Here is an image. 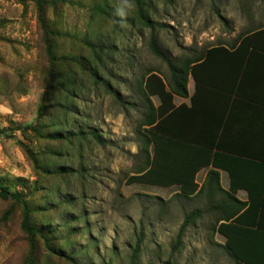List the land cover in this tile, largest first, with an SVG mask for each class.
<instances>
[{"label":"rangeland","instance_id":"obj_1","mask_svg":"<svg viewBox=\"0 0 264 264\" xmlns=\"http://www.w3.org/2000/svg\"><path fill=\"white\" fill-rule=\"evenodd\" d=\"M259 28L264 0H0V184L21 196L0 198V264H242L214 229L219 196L205 189L208 171L222 170L229 186L219 176L220 187L235 193L236 163L194 165L189 196L179 183L127 180L151 154L147 76L157 74L170 97L150 95L155 108L189 105L171 92L170 68L150 39L179 68ZM172 125L188 136L196 131L182 116ZM25 210L54 252L40 238L30 245ZM194 210L200 216L176 245Z\"/></svg>","mask_w":264,"mask_h":264},{"label":"trees","instance_id":"obj_2","mask_svg":"<svg viewBox=\"0 0 264 264\" xmlns=\"http://www.w3.org/2000/svg\"><path fill=\"white\" fill-rule=\"evenodd\" d=\"M19 1L23 3L24 0ZM139 18L148 27H153L152 22L141 12H139ZM263 38L264 28H259L242 36L237 43L230 45V47L224 45L209 47L179 68H172L170 60L161 51L155 38L150 39L152 53L166 62L170 68L171 92L183 98L189 97L186 87L189 75L194 81L195 89L189 97V105L181 104L178 107L170 105V108H166L165 104L155 108L149 100L150 95H158L163 101L170 97L165 96L167 93L164 91V83L157 74L151 73L147 76L145 90L148 113L143 125L146 127L144 129L146 145H151V154L145 161L144 171L131 175L127 180L128 183H151L160 186L179 183L183 195L189 196L195 193V186L187 180L194 172L192 170L194 165L199 167L212 165L225 169V163H232L233 157L226 156L221 150V145L217 139V127L211 126L206 117L201 121L198 117L199 100L200 98L205 100V92H208L207 90L212 84L207 69L210 64L209 59L214 55L219 56L223 61L230 60L235 71L248 47L255 46L257 39ZM48 51L49 55H52L50 44H48ZM179 116L185 117L189 125L195 123L194 129L196 131L192 135H185L172 125ZM193 151L198 153L196 158L183 156V152ZM179 163L190 165L188 171L175 172L170 166ZM229 174L230 184L233 185V174L230 171ZM205 189L210 199H214L216 195L219 196L214 205L211 204V207L219 213L214 222V229L224 236L226 250L242 264H264V231L259 225L256 208L251 204L246 207L247 203L240 201L233 195L232 188L229 191L223 190L219 185L218 172L215 170L208 171ZM0 198L21 201L18 192L10 191L1 184ZM249 199L252 201L251 196ZM243 208H245L244 211H242ZM200 214V210H194L184 217L177 234L176 245H179L185 228L194 222ZM21 225L28 235L31 246L35 245L37 238H40L46 249L54 252L44 232L29 223L27 210L24 212Z\"/></svg>","mask_w":264,"mask_h":264},{"label":"crops","instance_id":"obj_3","mask_svg":"<svg viewBox=\"0 0 264 264\" xmlns=\"http://www.w3.org/2000/svg\"><path fill=\"white\" fill-rule=\"evenodd\" d=\"M209 61L207 69L213 85L205 92V100H199L200 117L217 127L221 150L231 154L240 176L241 185L234 196L247 203L246 207L251 204L256 208L264 231V38L248 47L235 71L230 60L213 55ZM186 87L190 97L195 89L192 77ZM189 97L180 98L189 104ZM219 176L226 190L228 174L219 170Z\"/></svg>","mask_w":264,"mask_h":264}]
</instances>
